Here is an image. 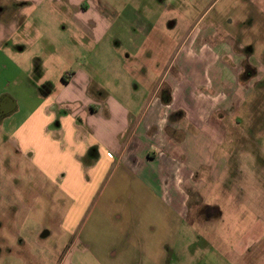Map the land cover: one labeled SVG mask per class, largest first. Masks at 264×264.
Returning a JSON list of instances; mask_svg holds the SVG:
<instances>
[{
	"label": "rangeland",
	"instance_id": "1",
	"mask_svg": "<svg viewBox=\"0 0 264 264\" xmlns=\"http://www.w3.org/2000/svg\"><path fill=\"white\" fill-rule=\"evenodd\" d=\"M75 1L80 11L100 5L115 19L99 43L78 28ZM2 26L8 32L0 37V96L15 97L20 112L0 132V264H58L70 238L58 227L70 201L34 169L26 146L8 143L14 124L46 94L36 81L58 85L65 72L80 70L106 93L119 97L124 87L134 103L123 104H134L137 114L168 91L187 50L191 81H180L179 96L189 85L194 110L209 113L219 107L212 99L224 98L213 115L220 134L200 139L218 169L226 156L216 148L235 156L218 177L195 162L196 175L180 182L182 217L174 219L165 264H264V0H0ZM203 47L217 54L196 53ZM209 59L211 81L196 69ZM188 122L181 112L171 115L168 132L177 144ZM33 141L43 143L37 135ZM47 152L53 158L60 149ZM158 253L157 244L147 249L150 259Z\"/></svg>",
	"mask_w": 264,
	"mask_h": 264
},
{
	"label": "crops",
	"instance_id": "2",
	"mask_svg": "<svg viewBox=\"0 0 264 264\" xmlns=\"http://www.w3.org/2000/svg\"><path fill=\"white\" fill-rule=\"evenodd\" d=\"M75 2L73 19L78 28L92 43H99L110 32L107 23L115 19L100 5H96L99 10L93 5L91 10L80 11ZM6 29L2 26L0 37H7ZM196 53L217 54L205 47ZM187 59H191V50L178 61L179 75L168 91L162 96L155 94L154 101L137 114L134 104H123L131 98L124 95V87L119 89V97L115 92L106 93L80 70L65 72L58 85L36 81L46 94L21 124H14L17 127L8 143L19 149L26 146V151L34 154L30 161L34 169L53 181L70 201L58 222L59 229L70 237L58 264H165L174 219L182 217L180 193L184 190L180 182L191 181L196 175L195 162L212 179L231 166L233 152L216 148L226 156L218 169L211 161L212 153L209 157L205 151L207 139H200L202 134L211 140L212 135L220 134L213 115L224 107V98L205 95L219 106L209 113L194 110L189 85L179 96L180 81H191ZM211 61L196 68L208 81L212 78L207 72ZM242 75L238 73L237 81ZM223 77L228 80L227 73ZM19 112L15 97L0 96V132L11 128L8 120ZM177 112L190 120L179 144L168 132L169 119ZM35 135L43 140L42 145L33 141ZM51 147L60 149L53 158L47 152ZM181 166L187 171L182 172ZM132 182L137 184L134 191L125 188ZM152 244H157L159 253L150 259L147 249Z\"/></svg>",
	"mask_w": 264,
	"mask_h": 264
}]
</instances>
